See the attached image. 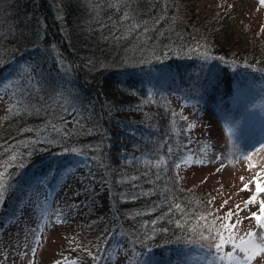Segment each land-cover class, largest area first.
<instances>
[{
	"label": "trees",
	"instance_id": "1",
	"mask_svg": "<svg viewBox=\"0 0 264 264\" xmlns=\"http://www.w3.org/2000/svg\"><path fill=\"white\" fill-rule=\"evenodd\" d=\"M184 10L180 0H22L16 21L1 24L0 43L16 45L0 44V80L22 86L0 129V145L8 142L0 172L16 200L75 154L100 165L115 217L113 229L102 222L95 233L106 234L94 249L99 264L115 245L129 264H175L214 249L218 235L204 238L214 233L211 198H196L177 174L193 112L175 98L202 97L224 60L201 44L211 37L202 23L178 30ZM194 82L199 91L189 90Z\"/></svg>",
	"mask_w": 264,
	"mask_h": 264
},
{
	"label": "rangeland",
	"instance_id": "2",
	"mask_svg": "<svg viewBox=\"0 0 264 264\" xmlns=\"http://www.w3.org/2000/svg\"><path fill=\"white\" fill-rule=\"evenodd\" d=\"M11 1L13 7L0 0V32L8 30L2 23L16 21L14 12L22 5V0ZM180 2L185 16L178 30L189 34L193 24L202 23L211 37L202 38L206 43L201 44L213 48L212 53L221 56L224 64H219L202 97L196 93L192 101L175 98L186 112L190 113L188 106L193 112L192 131L187 133L191 140L186 147L188 156L177 174L183 187L196 191V198H211L209 207L216 220L214 233L210 232L206 241L216 236L222 223H231L236 225L231 232L237 239H247L245 234L252 231L256 242L264 244V229L251 218L264 201V192H256L253 179L259 174L264 183V4L260 0ZM207 11H212V18ZM195 31L198 37L205 36ZM0 44L5 48L16 45L8 41ZM18 78L0 80V129L11 117L14 92L22 86ZM200 88L201 84L194 82L189 90ZM6 144L0 145V154ZM45 171L32 178L18 199L13 200L15 191H8L0 207V264H97L94 249L101 248L106 234L95 233L102 222L107 232L113 229L115 217L109 187L101 180V166L93 168L84 155L75 154L64 167ZM245 184L247 190H243ZM253 195L256 201L245 204ZM229 211L233 213L230 220L226 219ZM229 234L224 229L225 238ZM199 250L198 256L175 260V264H229L221 257L233 247L225 243L221 251ZM128 255L124 247L115 245L102 264H129ZM237 255L243 253L237 250ZM251 264H264V252Z\"/></svg>",
	"mask_w": 264,
	"mask_h": 264
},
{
	"label": "snow or ice",
	"instance_id": "3",
	"mask_svg": "<svg viewBox=\"0 0 264 264\" xmlns=\"http://www.w3.org/2000/svg\"><path fill=\"white\" fill-rule=\"evenodd\" d=\"M262 4H264V0H260ZM15 159V157H13ZM179 166V165H178ZM23 167V165H21ZM243 179V177H241ZM255 180V188L257 193H262L264 192V183H261V180L259 179V174L257 177L253 178ZM249 187L248 184L244 185L243 190H247ZM11 190V186L9 184V180L6 179V172H0V207H2L8 191ZM256 201V196L253 195L250 197L249 201H245V204L255 202ZM239 207V206H237ZM179 208V206H177ZM233 213L229 211L226 213V219L230 220L232 217ZM251 218L255 219L257 222V225L264 229V201L260 202L259 206V213L257 212H252ZM57 222H60L59 220ZM241 223L240 221H236V224ZM236 225L231 224V223H226L222 224L221 228L228 230L230 234L228 235L227 238L223 235V233L218 232L217 235L219 236V242L214 243V248L217 251H221L223 249V246L225 243H231L233 247V251L228 252L225 254L223 258H227L229 261V264H232L233 261H235V264H251V261L256 259L261 252H264V244L257 243L256 240L254 239L256 237V233L252 231H248L245 236L247 239L244 237H240L237 239L234 234H232L231 230L235 229ZM205 239H208V237H204ZM264 239V238H262ZM37 243H39V237H37ZM237 250L240 253H243V255H237ZM35 252V249L32 250ZM97 260V264H99V259L100 258H94ZM56 264H61L60 261H57ZM211 264V262H209Z\"/></svg>",
	"mask_w": 264,
	"mask_h": 264
}]
</instances>
